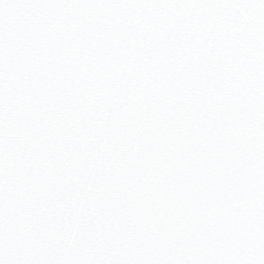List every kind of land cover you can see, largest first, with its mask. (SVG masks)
I'll list each match as a JSON object with an SVG mask.
<instances>
[{
    "label": "snow or ice",
    "instance_id": "snow-or-ice-1",
    "mask_svg": "<svg viewBox=\"0 0 264 264\" xmlns=\"http://www.w3.org/2000/svg\"><path fill=\"white\" fill-rule=\"evenodd\" d=\"M0 264H264V0H0Z\"/></svg>",
    "mask_w": 264,
    "mask_h": 264
}]
</instances>
